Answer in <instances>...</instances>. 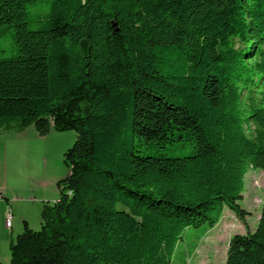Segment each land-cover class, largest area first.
Here are the masks:
<instances>
[{
	"label": "trees",
	"instance_id": "trees-1",
	"mask_svg": "<svg viewBox=\"0 0 264 264\" xmlns=\"http://www.w3.org/2000/svg\"><path fill=\"white\" fill-rule=\"evenodd\" d=\"M31 126L77 139L11 264H188L264 171V0H0V130ZM226 264H264V205Z\"/></svg>",
	"mask_w": 264,
	"mask_h": 264
},
{
	"label": "rangeland",
	"instance_id": "rangeland-1",
	"mask_svg": "<svg viewBox=\"0 0 264 264\" xmlns=\"http://www.w3.org/2000/svg\"><path fill=\"white\" fill-rule=\"evenodd\" d=\"M85 51H87V47H85ZM5 132H8L6 135H12L5 138L6 152L3 150L5 153L3 155L6 157V161L3 158L0 159V171L2 175H9L8 180L13 183L12 186L16 189L29 183L33 185L41 177L44 179L46 170L54 171L67 168L65 164L66 152L77 139L75 131L60 132L54 129L42 137L34 126L28 127L22 132ZM3 148L0 147V151ZM0 183H7L4 176L0 178ZM239 204L249 213L244 222L233 211L225 208L220 222L201 239H198V234L202 235L203 231L200 233L198 230H193L188 235L182 247L177 251V258L175 257L174 260H179L184 253L186 254L187 245H193L196 247V252L188 259V264H226L231 237L237 234H246L248 231L253 232L258 225L264 205L263 170H249L245 179L243 199L239 201ZM32 223H34V228H29L35 231L40 230L41 215L39 219L34 216ZM14 237V241H16L18 236L14 235ZM9 254L8 264H11V253L9 252Z\"/></svg>",
	"mask_w": 264,
	"mask_h": 264
},
{
	"label": "crops",
	"instance_id": "crops-1",
	"mask_svg": "<svg viewBox=\"0 0 264 264\" xmlns=\"http://www.w3.org/2000/svg\"><path fill=\"white\" fill-rule=\"evenodd\" d=\"M6 133L8 132L0 130L1 148L5 145V138L12 135H6ZM3 150L6 152V148L4 147L0 151V159L2 160L3 158L6 161ZM67 168L54 171L46 170L44 179L41 177L33 185L29 183L19 189L12 186L13 183L8 180L9 175H2L0 171V178L4 176L7 182L0 183V264H8L9 262V249L15 239L14 235H20L25 229V225L34 228L32 218L35 216V218L39 219L45 203L52 204L58 200V182L69 176L70 173ZM10 208L13 212L14 224L11 229H8L6 218Z\"/></svg>",
	"mask_w": 264,
	"mask_h": 264
},
{
	"label": "built area",
	"instance_id": "built-area-1",
	"mask_svg": "<svg viewBox=\"0 0 264 264\" xmlns=\"http://www.w3.org/2000/svg\"><path fill=\"white\" fill-rule=\"evenodd\" d=\"M13 224H14V216L12 209L10 208L7 212L6 226L8 229H11L13 227Z\"/></svg>",
	"mask_w": 264,
	"mask_h": 264
}]
</instances>
